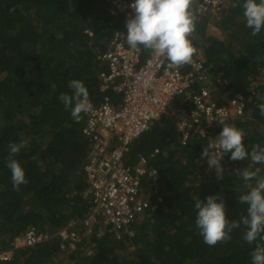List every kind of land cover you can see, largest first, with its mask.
<instances>
[{
  "label": "trees",
  "instance_id": "16d2710c",
  "mask_svg": "<svg viewBox=\"0 0 264 264\" xmlns=\"http://www.w3.org/2000/svg\"><path fill=\"white\" fill-rule=\"evenodd\" d=\"M201 2L194 0L191 9L195 32L190 39L205 68L208 83L203 85L212 89L217 78L225 82L222 94L215 96L218 104L240 97L243 116L229 124L246 133L244 145L251 153L253 145L264 147V116L257 100L264 96V27L257 35L246 27L244 0L222 1L215 12H199ZM126 20L112 18L105 0H0V252L12 249L29 227L52 234L77 222L72 229L75 250L61 249V242L50 239L13 249L11 260L0 264H251L255 245L244 241L243 224L232 229L227 242L213 247L203 242L195 223V197L204 201L219 194L226 219L240 221L247 216V205L239 197L248 190L239 171L260 168L261 179L264 165L254 164L250 156L231 161L229 153L221 161L223 179L218 180L206 163L209 154L201 152L204 147L213 151L209 145L222 125H212L208 136L192 137L181 146L169 111L131 143L126 155L127 163L134 164L158 149L150 163L157 178L150 188L145 181L149 208L133 227V237L117 239L98 223L86 234L83 222L92 204L83 173L90 147L81 132L85 116L81 113L76 122L58 97L73 95L70 82L79 80L90 102L100 103L99 74L105 66L98 56L115 32L127 33ZM147 54L142 47L141 59ZM10 143H23L11 157L28 180L18 189L6 166ZM250 183L255 186L256 180Z\"/></svg>",
  "mask_w": 264,
  "mask_h": 264
},
{
  "label": "built area",
  "instance_id": "2783aa9c",
  "mask_svg": "<svg viewBox=\"0 0 264 264\" xmlns=\"http://www.w3.org/2000/svg\"><path fill=\"white\" fill-rule=\"evenodd\" d=\"M222 1L225 2L202 0L197 6L198 11L215 12L222 9ZM132 3L134 0H105L107 12L114 19L122 16L131 18L134 15L130 8ZM126 34L115 32L105 52L98 56L105 66L99 74L100 89L104 94L99 104L91 102V110L83 113L85 123L81 131L90 144L83 172L86 193L92 204L83 225L89 234L93 226L101 224V227L109 228L117 239L133 237V227L149 208L145 181L150 188L151 181L157 178V172L150 163L155 160L158 150L129 164L126 155L131 143L168 111L181 146H186L192 137L208 136V129L220 120L230 123L240 119L244 111L239 96L217 103L215 96L222 94L225 82L217 78L212 89L204 86L208 79L197 56H193L192 63L180 67L172 66L166 57L151 50L142 60V47L131 49ZM107 92L115 93L117 98H112ZM177 98H180L178 103L175 102ZM219 151L213 146L210 158ZM74 226L75 223L70 222L54 235L61 242L68 241L71 249H75L77 241L71 230ZM52 237L48 232L29 227L14 240L12 249L0 252V260H11L13 249L31 247ZM63 247L62 244L61 249Z\"/></svg>",
  "mask_w": 264,
  "mask_h": 264
},
{
  "label": "clouds",
  "instance_id": "9594fccd",
  "mask_svg": "<svg viewBox=\"0 0 264 264\" xmlns=\"http://www.w3.org/2000/svg\"><path fill=\"white\" fill-rule=\"evenodd\" d=\"M193 3L194 0H134L130 5L134 15L127 19L125 24L127 44L133 50L143 47L166 57L174 67L192 63L197 51L190 39L195 32V16L191 10ZM242 7L246 27L252 29V35H257L264 27V0L258 2L244 0ZM57 38L62 36L57 34ZM69 87L74 90V94L69 96L61 93L58 99L63 103L65 110L71 109L72 118L79 122L82 119L81 113H87L92 108L89 93L83 82L79 80H72ZM257 100L260 101L259 113L264 116V96L257 95ZM218 123L222 125V131L215 137V145L209 147H218L220 151L214 153L206 162L211 170H215L218 180L223 179L224 168L221 161L229 153L231 161H244L250 156L254 164L264 165V147L259 144L253 145L249 153L244 145L246 133L243 130L227 123L226 120H220ZM22 147L23 143L9 144L10 157L6 166L11 171V180L15 189L28 183L23 168L11 158L19 154ZM201 154L207 156L208 148L204 147ZM260 171V168H256L255 171L247 168L239 171L244 181L243 187L248 190L239 197V203L247 205V216L241 217L240 221L226 219L225 203L219 194L208 196L204 201L195 197L197 210L195 223L203 242L210 247L227 242L231 239L232 229L243 224L247 229L243 236L244 241L248 245H255L251 252V264H264V178L257 179ZM252 180H256L255 186L250 183ZM68 223L62 229L67 227ZM73 223L75 228L77 222L73 221ZM62 229L48 234L53 236L51 239L61 242L54 235ZM62 244L63 249L65 247L71 249L65 242H61L60 248Z\"/></svg>",
  "mask_w": 264,
  "mask_h": 264
},
{
  "label": "rangeland",
  "instance_id": "374dc122",
  "mask_svg": "<svg viewBox=\"0 0 264 264\" xmlns=\"http://www.w3.org/2000/svg\"><path fill=\"white\" fill-rule=\"evenodd\" d=\"M212 29H213V28H212ZM213 30H214V29H213ZM262 79H263L262 82H264V76L262 77Z\"/></svg>",
  "mask_w": 264,
  "mask_h": 264
}]
</instances>
